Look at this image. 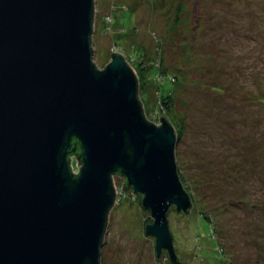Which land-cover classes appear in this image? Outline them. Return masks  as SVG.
<instances>
[{"label":"water","instance_id":"obj_1","mask_svg":"<svg viewBox=\"0 0 264 264\" xmlns=\"http://www.w3.org/2000/svg\"><path fill=\"white\" fill-rule=\"evenodd\" d=\"M94 0H0V264H100L113 176L142 195L157 258L192 198L174 125L144 114L136 73L93 60ZM75 152L79 170L68 153Z\"/></svg>","mask_w":264,"mask_h":264},{"label":"rangeland","instance_id":"obj_2","mask_svg":"<svg viewBox=\"0 0 264 264\" xmlns=\"http://www.w3.org/2000/svg\"><path fill=\"white\" fill-rule=\"evenodd\" d=\"M91 41L98 68L114 51L133 68L148 120L185 126L175 156L192 207L168 211L179 259L264 264V0H94ZM113 183L100 264H171L142 195Z\"/></svg>","mask_w":264,"mask_h":264},{"label":"trees","instance_id":"obj_3","mask_svg":"<svg viewBox=\"0 0 264 264\" xmlns=\"http://www.w3.org/2000/svg\"><path fill=\"white\" fill-rule=\"evenodd\" d=\"M184 74H186V73H183V75ZM170 80V79H169ZM170 82H171V80H170ZM208 84V83H207ZM210 85V84H209ZM212 88V87H211ZM213 88H215V89H219L220 87L219 86H217L216 84L213 86ZM263 102H264V98L262 99V98H260ZM164 105H166V107H170V105H171V100H170V98H169V95H167V97L165 98V100H164ZM163 105V106H164ZM168 118V117H167ZM169 120H170V118H168ZM171 121V120H170ZM173 124V123H172ZM174 125V124H173ZM175 131H176V135H177V140L178 141H181V139L183 138V134H184V131H185V126H180V128L177 130L176 128H175ZM177 141V142H178ZM76 154H75V152H71V153H68L67 154V156H70V158H69V160H71L72 159V157H74V158H76L77 159V161H78V158L75 156ZM72 170H74V168H73V165H72ZM79 170V169H78ZM77 170V171H78ZM75 171V170H74ZM179 173V176H180V179H181V181H183L184 180V177H183V175L180 173V172H178ZM230 175H232L233 174V172H230L229 173ZM114 175H119V176H123L124 178V180H125V176H124V174H122V173H119V172H116ZM129 185H127V187H128ZM189 212V211H188ZM185 213H187L186 211H185ZM201 216H203L209 223H210V225L212 224V218H211V216L210 215H208V214H206L205 212H202L201 214H200ZM168 253V252H167ZM168 256H169V253H168ZM178 256V255H177ZM169 258H170V256H169ZM178 259H179V256H178Z\"/></svg>","mask_w":264,"mask_h":264},{"label":"flooded vegetation","instance_id":"obj_4","mask_svg":"<svg viewBox=\"0 0 264 264\" xmlns=\"http://www.w3.org/2000/svg\"><path fill=\"white\" fill-rule=\"evenodd\" d=\"M124 178V177H123ZM165 250V249H164ZM165 251H167V250H165ZM168 252V251H167ZM170 259V258H169Z\"/></svg>","mask_w":264,"mask_h":264}]
</instances>
